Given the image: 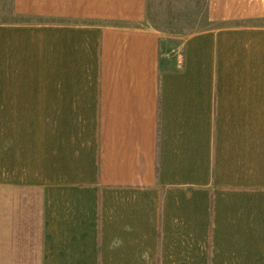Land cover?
I'll return each instance as SVG.
<instances>
[{
  "label": "crops",
  "instance_id": "obj_1",
  "mask_svg": "<svg viewBox=\"0 0 264 264\" xmlns=\"http://www.w3.org/2000/svg\"><path fill=\"white\" fill-rule=\"evenodd\" d=\"M146 0H10L0 264H264V0L173 42Z\"/></svg>",
  "mask_w": 264,
  "mask_h": 264
},
{
  "label": "rangeland",
  "instance_id": "obj_2",
  "mask_svg": "<svg viewBox=\"0 0 264 264\" xmlns=\"http://www.w3.org/2000/svg\"><path fill=\"white\" fill-rule=\"evenodd\" d=\"M10 0H0V20L12 18ZM143 24L173 42L214 25L205 15V0H146Z\"/></svg>",
  "mask_w": 264,
  "mask_h": 264
}]
</instances>
